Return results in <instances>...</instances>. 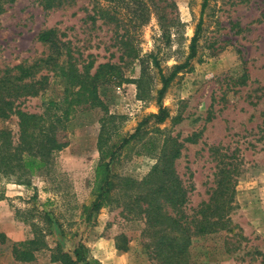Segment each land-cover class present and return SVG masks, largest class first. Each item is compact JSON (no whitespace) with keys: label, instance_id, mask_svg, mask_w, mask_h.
Masks as SVG:
<instances>
[{"label":"rangeland","instance_id":"obj_1","mask_svg":"<svg viewBox=\"0 0 264 264\" xmlns=\"http://www.w3.org/2000/svg\"><path fill=\"white\" fill-rule=\"evenodd\" d=\"M202 1L149 0V15L140 26L127 9L116 14L115 23L98 20V7L117 8L105 0H74L52 10L33 0L6 6L0 14V71L40 63L48 51L37 35L48 29L62 35L78 71L91 64L93 73L105 63L117 71L98 86L100 105H75L77 88L63 54L55 67L38 69L37 95L16 102L19 110L53 122L66 147L26 179L28 186L0 182V264H62L52 261L60 257L56 250L73 258L78 248L87 264H159L137 199L139 185L166 139L183 143L197 133L198 141L184 142L174 163L187 189L184 213L193 215L209 200L222 168H233L234 189L224 227L191 237L192 262L264 264V0H206L201 13ZM157 15L163 17L167 40ZM199 20L196 58L161 100L167 119L148 122L121 146L158 112L161 83L152 58L165 75L183 63ZM125 32L135 58L119 43ZM17 122L15 115L0 121V130L14 141ZM100 135L102 154H114L109 161L113 189L93 211ZM47 219L57 223L62 238L49 230Z\"/></svg>","mask_w":264,"mask_h":264},{"label":"trees","instance_id":"obj_2","mask_svg":"<svg viewBox=\"0 0 264 264\" xmlns=\"http://www.w3.org/2000/svg\"><path fill=\"white\" fill-rule=\"evenodd\" d=\"M16 0H0V14L6 6L11 5ZM44 10L61 8L73 3L74 0H33ZM108 4L114 5L113 9L98 7V20L105 23L117 22L116 14L121 9L133 15V20H137L140 26L147 16L149 10L147 4L149 0H105ZM133 5L134 8L130 9ZM206 6V0L202 1L201 13ZM136 9V10H135ZM134 11H137L134 13ZM131 12V13H129ZM163 37L169 39V33L163 26V17L157 15ZM95 20V18H93ZM201 30V20L196 25L194 35L189 44V52L185 61L175 65L169 74L165 75L155 58L152 64L157 69L161 88L157 93L158 112L150 114L144 122H141L134 133L122 140L121 146L128 144L136 138L140 130L148 122L162 124L168 117V113L161 105L162 97L168 89L170 83L176 76L190 67L191 60L196 58V43ZM128 33H124L119 41L120 45L130 51L127 57L135 58V52L127 39ZM37 41L47 47L48 54L40 63L31 66L18 65L13 68H5L0 71V121L9 118L11 115L17 117L18 134L16 141L13 140L10 132L0 130V182H12L18 185H29L26 182L28 177L36 172L44 170L50 161L53 152H59L66 147L64 136L60 137L54 129V123L49 122L43 115L27 113L16 107V102L26 97L37 95V85L40 81H33L38 69L45 67L51 69L57 65L59 58L65 54L69 58V77L77 88L74 98L75 105H87L93 107L100 105L97 96V88L100 84L109 82L116 75V67L109 63L100 64L93 73H90L91 64L84 66L78 71L71 62L72 57L66 44L62 41V35L55 29L40 31ZM138 83V82H137ZM211 107V106H210ZM200 137V133L192 134L184 139L183 143L195 144ZM62 138V140L60 139ZM102 137L98 139L99 161L94 168L93 192L95 199L91 209L97 211L106 201L113 189L112 173L109 161L114 157L112 153L108 158L102 154ZM183 143L173 138L164 141L157 163L152 167L146 178L140 183L141 192L137 199L143 205L145 224L148 231L146 234L152 238V254L159 264H195L190 258V239L196 235H203L223 228L227 220L228 208L233 192L232 175L234 170L222 168L215 175V188L207 202L191 216L184 213L187 203V189L182 185L174 169V163L180 156ZM106 159L108 160L106 162ZM1 198V196H0ZM49 230H58L60 237L63 234L57 223L49 219ZM54 233V232H53ZM3 236L0 234V238ZM35 238L32 243L35 242ZM56 253L59 258L52 256V261L60 260L62 264H87V257L84 249L78 248L73 251V258L59 249Z\"/></svg>","mask_w":264,"mask_h":264}]
</instances>
